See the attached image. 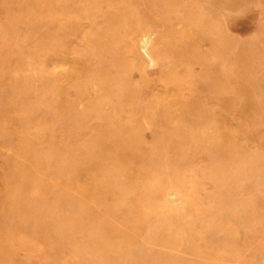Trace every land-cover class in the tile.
Here are the masks:
<instances>
[{
    "label": "rangeland",
    "instance_id": "obj_1",
    "mask_svg": "<svg viewBox=\"0 0 264 264\" xmlns=\"http://www.w3.org/2000/svg\"><path fill=\"white\" fill-rule=\"evenodd\" d=\"M0 264H264V0H0Z\"/></svg>",
    "mask_w": 264,
    "mask_h": 264
}]
</instances>
